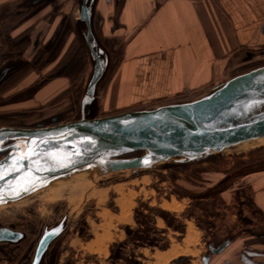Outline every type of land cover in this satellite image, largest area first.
Wrapping results in <instances>:
<instances>
[{
    "label": "rangeland",
    "instance_id": "1",
    "mask_svg": "<svg viewBox=\"0 0 264 264\" xmlns=\"http://www.w3.org/2000/svg\"><path fill=\"white\" fill-rule=\"evenodd\" d=\"M21 18L8 20L7 26L0 20V127H37L81 118L82 99L93 73L81 28L74 40L85 47V61L71 75H62L65 83L50 80L58 83L59 94L74 77L79 78L73 81L81 86L76 100L69 94L45 92L48 79L59 73L57 64H41L44 69L31 62L19 64L25 46L12 38L9 25ZM27 64L32 68L25 70L28 73L7 79ZM35 70L39 75L29 77ZM30 78L35 80L29 83ZM101 80L94 102L85 109L87 117L111 114L100 107ZM34 90L37 96L24 100ZM70 101L74 108L69 110ZM60 102L68 110L57 115ZM263 170L264 142L245 151L214 152L138 171L85 172L0 206V228L22 234L17 241H0V264H212L219 255L214 250L229 240L263 235L264 215L254 204L253 189L239 183L243 175ZM226 189L231 192L224 194ZM50 232L55 236L36 260L39 243ZM253 238L252 243L264 241Z\"/></svg>",
    "mask_w": 264,
    "mask_h": 264
},
{
    "label": "crops",
    "instance_id": "2",
    "mask_svg": "<svg viewBox=\"0 0 264 264\" xmlns=\"http://www.w3.org/2000/svg\"><path fill=\"white\" fill-rule=\"evenodd\" d=\"M79 1L0 0V19L23 12L10 30L25 46L19 64L46 50L50 58L62 57L78 38ZM92 21L109 55L99 85L107 113L194 100L264 61V0H96ZM51 79L65 83L60 72ZM56 84L45 92L57 93ZM35 95L37 90L24 100ZM61 103L58 112L74 106ZM243 177L239 183L252 187L254 204L264 213V170ZM246 239L229 240L212 264H264V241Z\"/></svg>",
    "mask_w": 264,
    "mask_h": 264
},
{
    "label": "water",
    "instance_id": "3",
    "mask_svg": "<svg viewBox=\"0 0 264 264\" xmlns=\"http://www.w3.org/2000/svg\"><path fill=\"white\" fill-rule=\"evenodd\" d=\"M96 0H80V28L93 60L82 117L37 127H0V206L32 196L76 173L101 174L185 163L237 144L264 138V61L233 75L203 96L185 102L87 117L109 55L93 28ZM142 151L140 155H131ZM22 234L0 228V241ZM54 233L39 243L38 260ZM226 243L215 249L220 253Z\"/></svg>",
    "mask_w": 264,
    "mask_h": 264
},
{
    "label": "flooded vegetation",
    "instance_id": "4",
    "mask_svg": "<svg viewBox=\"0 0 264 264\" xmlns=\"http://www.w3.org/2000/svg\"><path fill=\"white\" fill-rule=\"evenodd\" d=\"M22 13H23L22 11H16V14H14V15L10 14V15L6 16L4 19H0V20L4 23V26H7V21L8 20L13 19L15 16H22L21 15ZM10 26L12 27V25H9V27ZM10 30H9V32H10ZM76 43H77V41L73 40L69 44V46L67 47V49L65 50V52L63 53V55H62V57L60 59L48 57V53H49L48 50L43 51V52H40V54H38L37 57L32 62L34 68H36V66H40V69H44L45 67L44 68H41V64H45L46 66L47 65H49V66L50 65L51 66L53 65V67L57 64V66H55V69L59 70L58 72H60L62 75H65V74L66 75H71L70 73H66V71H65V68L68 65V63L70 62V60L72 58L76 57L79 60V63H80V65H79L78 68H80L81 64L85 61L86 54H87V51H86L85 47L84 46H81V44L78 43L80 47L77 48V49H74L73 54L68 57L67 55H68L69 51L72 48H74V46L76 45ZM1 50H3V49L1 48L0 51ZM89 52H90V50H89ZM14 72H17V70L14 71ZM13 73H11V74H13ZM73 79H75V80H73L75 82V81H78L79 78L74 77ZM73 81H72V83L69 84V86L67 88H65L64 90H62L58 95L71 94V96L74 97V98H76V100H77L78 99L77 96L81 95V86H75ZM78 119H80V118H78ZM78 119H76V120H78ZM263 215H264V213H263ZM253 237L254 238L255 237H257V238L258 237H262L263 238L264 237V234L262 236H253ZM253 237L246 239V242H252L251 240H252Z\"/></svg>",
    "mask_w": 264,
    "mask_h": 264
},
{
    "label": "bare ground",
    "instance_id": "5",
    "mask_svg": "<svg viewBox=\"0 0 264 264\" xmlns=\"http://www.w3.org/2000/svg\"><path fill=\"white\" fill-rule=\"evenodd\" d=\"M262 142H264V138H260V139H256V140H251V141H246V142H243V143H240V144H237V145H235V146H232V147H230V148H226L224 151L226 152V151H245V150H247L248 148H250V147H253V146H257L258 144H260V143H262ZM93 172V171H92ZM83 174H86L85 172H82V173H76V174H74V175H71L70 177H68V178H65V179H61V180H58V181H56V182H54V183H51V184H49L48 186H46L45 188H42V189H40L38 192H41V191H43V190H45V189H47V188H50V187H53V186H55V185H58V184H62V183H65V182H68V180L70 179V178H72L71 180H73V179H76V178H78V176L80 177V176H82ZM70 180V181H71ZM73 188H75V186L73 187ZM56 191H58V188L57 189H53L49 194H54ZM80 191V190H79ZM11 204V203H10Z\"/></svg>",
    "mask_w": 264,
    "mask_h": 264
},
{
    "label": "trees",
    "instance_id": "6",
    "mask_svg": "<svg viewBox=\"0 0 264 264\" xmlns=\"http://www.w3.org/2000/svg\"><path fill=\"white\" fill-rule=\"evenodd\" d=\"M80 46H79V44H78V42L76 43V45L74 46V48H72L70 51H69V53H68V57L69 56H71L72 54H73V52H74V49H77V48H79ZM67 57V58H68ZM79 65H80V63H79V60L76 58V57H74V58H72L71 60H70V62L68 63V65L66 66V68H65V71H66V73H70L71 71H73V70H76L78 67H79ZM28 67V68H27ZM30 69H32L31 68V66L30 65H25V67L23 68V69H21V70H19V71H17V72H14L13 74H11L10 76H8L7 77V79H10V78H13V77H16V76H23L27 71H25V70H30ZM28 73V72H27ZM6 79V80H7ZM25 117L26 115H22V117ZM133 154H142V151H138V152H134V153H132V154H128L127 156H130V155H133ZM2 155H4V154H2V153H0V156H2ZM259 238H262V237H258V238H256V239H259ZM256 241H258V240H256Z\"/></svg>",
    "mask_w": 264,
    "mask_h": 264
},
{
    "label": "snow or ice",
    "instance_id": "7",
    "mask_svg": "<svg viewBox=\"0 0 264 264\" xmlns=\"http://www.w3.org/2000/svg\"><path fill=\"white\" fill-rule=\"evenodd\" d=\"M0 167H2V165H0ZM0 179H4V173L0 172Z\"/></svg>",
    "mask_w": 264,
    "mask_h": 264
}]
</instances>
